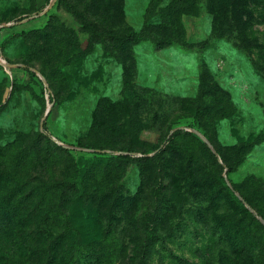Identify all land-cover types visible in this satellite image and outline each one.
Returning <instances> with one entry per match:
<instances>
[{"label": "rangeland", "instance_id": "374dc122", "mask_svg": "<svg viewBox=\"0 0 264 264\" xmlns=\"http://www.w3.org/2000/svg\"><path fill=\"white\" fill-rule=\"evenodd\" d=\"M1 24L0 264H264V0H0Z\"/></svg>", "mask_w": 264, "mask_h": 264}, {"label": "trees", "instance_id": "16d2710c", "mask_svg": "<svg viewBox=\"0 0 264 264\" xmlns=\"http://www.w3.org/2000/svg\"><path fill=\"white\" fill-rule=\"evenodd\" d=\"M244 1V0H242ZM3 46V41H0V49H2ZM182 132V130L180 129H176L169 137L165 138L162 142V145L157 146L154 151V155H152L151 158H146V161H151L153 160L154 162H157V160L162 156L163 152L174 149V145L176 144V138L180 135V133ZM192 134V133H190ZM161 165L159 164V167H157V169H160ZM55 186V185H53ZM60 186L59 184L56 185ZM232 189L233 191L237 190L235 185H232ZM242 198L245 200V202H247L248 204H250V201L248 200V198H246V196L244 194L241 193ZM6 215V214H5ZM2 216V215H0Z\"/></svg>", "mask_w": 264, "mask_h": 264}, {"label": "water", "instance_id": "95a60500", "mask_svg": "<svg viewBox=\"0 0 264 264\" xmlns=\"http://www.w3.org/2000/svg\"><path fill=\"white\" fill-rule=\"evenodd\" d=\"M52 2H53V0H52ZM5 25L9 26V25H11V24H1L0 27H4ZM0 63L6 65V66H8V67H13V66H14V65H12V64H10V63H7L5 60H1V59H0ZM195 133L198 134L202 139H204V140L207 142V139H206L203 135H201L200 132L195 131Z\"/></svg>", "mask_w": 264, "mask_h": 264}, {"label": "built area", "instance_id": "2783aa9c", "mask_svg": "<svg viewBox=\"0 0 264 264\" xmlns=\"http://www.w3.org/2000/svg\"><path fill=\"white\" fill-rule=\"evenodd\" d=\"M3 28V27H0V29Z\"/></svg>", "mask_w": 264, "mask_h": 264}]
</instances>
